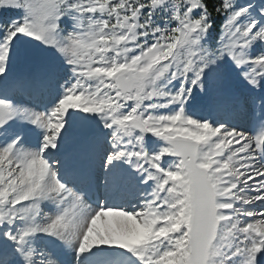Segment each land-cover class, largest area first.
Instances as JSON below:
<instances>
[{
    "label": "snow or ice",
    "instance_id": "1",
    "mask_svg": "<svg viewBox=\"0 0 264 264\" xmlns=\"http://www.w3.org/2000/svg\"><path fill=\"white\" fill-rule=\"evenodd\" d=\"M0 264H264V0H0Z\"/></svg>",
    "mask_w": 264,
    "mask_h": 264
}]
</instances>
